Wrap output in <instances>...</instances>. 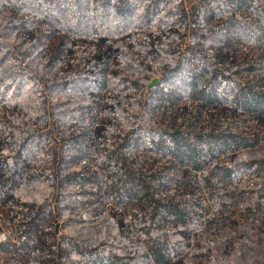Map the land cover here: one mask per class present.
<instances>
[{
    "label": "rangeland",
    "instance_id": "1",
    "mask_svg": "<svg viewBox=\"0 0 264 264\" xmlns=\"http://www.w3.org/2000/svg\"><path fill=\"white\" fill-rule=\"evenodd\" d=\"M182 1L188 25L114 38L76 37L44 24L15 29L20 13L0 7L8 56L0 72L14 60L41 84L0 104V243H37L34 255L5 250L0 264H75L72 239L95 235L114 247L135 245L130 255L142 252L145 264H157L149 253L158 238L160 250L175 245L166 264H264V113L199 95L147 102L165 69L193 48L264 93V40L242 43L236 26L224 25L235 13L207 16L225 0ZM194 28L213 30L217 43H191ZM90 77L101 85L74 83ZM147 128L175 134L184 151L177 158L144 151ZM234 135L245 142H221ZM34 142H41L37 161L23 163L17 155ZM69 174L76 185L64 180ZM64 192L79 212L64 209ZM164 205H178L183 224L166 220Z\"/></svg>",
    "mask_w": 264,
    "mask_h": 264
},
{
    "label": "trees",
    "instance_id": "2",
    "mask_svg": "<svg viewBox=\"0 0 264 264\" xmlns=\"http://www.w3.org/2000/svg\"><path fill=\"white\" fill-rule=\"evenodd\" d=\"M182 2V0H2L0 7H10V9L20 13L19 16L21 18L14 22L12 21L15 24V29L37 28L44 24L76 37L114 38L134 30L160 29V27L173 28L182 24L188 25L190 14L183 7ZM232 13H235L236 16L231 20H226L224 23L227 22V24L224 25L236 26L235 30L242 43L248 44L251 41L256 43L264 40V0H225L218 9L212 8L208 10L207 16L212 19H218ZM213 36V30L194 28L191 43H203L210 46L217 43ZM2 38L3 34L0 31V67L8 59V56L2 55L4 52L1 47ZM251 68H247V71L250 72V69L251 72L256 71V68ZM32 79L29 72L20 63L17 66H15L14 60L7 63V67L0 72V86L2 85L0 94L7 91L8 96H0V104H7L12 99L25 96L34 89L35 83L40 84L35 77V82ZM74 83L78 87H80L79 84H91V89L101 85L100 81L91 77L86 79L85 82L77 79ZM64 85L65 83L61 86ZM72 85L71 83L68 86L72 87ZM77 90L80 91L79 88ZM151 91L153 93L147 94V102H152V99L165 100L173 98L171 96L186 95V97H194L199 95L201 99L229 105L242 111L253 112L258 115L264 113V93L259 88L250 82L240 80L239 76L233 72L229 73L227 70L218 69L214 63L209 61L202 53L196 51L195 48L183 55L178 66L174 68L167 67L163 79ZM225 138L221 142H245V140L238 139L235 135L230 137L232 139ZM38 143L34 142L28 148L21 149L17 157L21 158L23 163H35L38 151L41 148ZM140 146L144 151L148 150L157 155H167L175 158L184 151L175 134L157 128L146 129L145 137ZM131 147L133 146L131 145ZM71 175L64 176V180L68 181V185H76L78 182L74 179L72 180ZM60 196H64V209L70 210L73 208L74 212H79L77 210L78 207L70 206L66 203V197L70 199L66 192L60 194ZM86 202L88 203V201ZM166 207L168 206L164 205L163 210L166 220H181L179 216L181 217L185 213L181 211V213L177 214L176 210H180L178 205H174V209L171 210ZM36 215L42 214L38 211ZM89 218L91 216L82 218L81 223H84V220ZM181 221L183 224V220ZM95 237L97 235L92 240L87 237L81 241L72 239V244L70 245L74 247L72 259L75 264L80 261L82 262L79 264H114L115 261L112 262L111 259L123 256L125 258H135L131 264H145L149 260V258L142 255V252L130 255L129 250L135 245L129 244L127 246L119 245L114 247L112 239L104 240L99 238V235L97 238ZM100 240L105 242L102 244ZM65 241H67L66 238H64V245H66ZM166 241L167 239L165 238L164 242ZM162 242L158 238L156 242L151 244L153 247L150 248V258L157 264H166L165 256L169 254L175 255V249L173 248L175 245L167 242L168 248L160 250L158 244ZM36 244L34 247V243L29 244L22 240L19 242L14 240L12 242H2L0 243V254L5 253V250L12 249L17 254H24L27 251L28 254L34 255V249L36 250L37 248ZM51 245L53 246V243ZM55 246H59V244L55 242ZM121 247H125L127 255H123L121 251H118ZM16 264H19V262H16Z\"/></svg>",
    "mask_w": 264,
    "mask_h": 264
},
{
    "label": "water",
    "instance_id": "3",
    "mask_svg": "<svg viewBox=\"0 0 264 264\" xmlns=\"http://www.w3.org/2000/svg\"><path fill=\"white\" fill-rule=\"evenodd\" d=\"M158 83V80L157 79H155L151 84H150V86L149 87H151V86H153V85H155V84H157Z\"/></svg>",
    "mask_w": 264,
    "mask_h": 264
}]
</instances>
